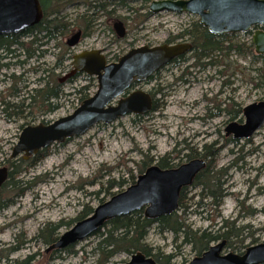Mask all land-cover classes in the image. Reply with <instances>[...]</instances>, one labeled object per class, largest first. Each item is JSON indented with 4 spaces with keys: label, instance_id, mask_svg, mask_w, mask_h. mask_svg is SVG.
<instances>
[{
    "label": "rangeland",
    "instance_id": "374dc122",
    "mask_svg": "<svg viewBox=\"0 0 264 264\" xmlns=\"http://www.w3.org/2000/svg\"><path fill=\"white\" fill-rule=\"evenodd\" d=\"M76 5L66 8L63 14L65 21L74 25V31L49 42L31 60L22 54L17 60L27 61L24 66L0 70V168L6 166L5 161L9 160L23 128L71 115L81 105L77 92L91 84L97 85V81L91 83L86 75L66 83L59 109L50 115L42 116L36 109H25L21 117L2 112V101L11 104L22 101V98L9 97L14 85L21 96L29 88L41 87L39 81L47 80L44 71L54 70L62 60V49L70 50L63 65L51 75L54 79L69 73L75 54L101 50L109 62H115L132 48L162 45L198 21L194 16L172 13L152 16L143 22L133 17L123 26L125 38L119 39L109 29L112 22L100 16L88 34L85 33L88 36L84 38L83 33L80 43L69 48L66 43L76 34L78 15L85 12V8ZM118 15L130 17L124 10H118ZM252 35L253 32L237 34L235 42L248 44ZM29 41L21 42L28 44ZM253 55L230 54L227 64L242 72L235 75H231V69L229 72H224V68L194 69L191 55H187V61L169 64L140 88L154 94L159 110L141 118L127 116L111 125H97L83 136L49 148V156L35 168L15 177L17 189L6 190L2 197L7 206L0 212V252L8 258L1 264L29 259V264H99V261L105 264L96 254V237L75 245L71 254L48 252V247L36 238L47 227H57L58 237L64 235L86 206L95 209L101 200H110L106 196L109 180L118 182L130 173L137 177L145 157L155 162L152 165L168 154L176 165L187 163L185 142L199 153L210 145L219 151L213 169L221 184L220 194L224 196L220 205L206 198L200 208L197 203L202 189L190 187L186 194L187 225L193 232H213L224 222L235 223L236 229L242 231L240 238L245 241L244 246H253L254 241V245L264 243V127L253 137L234 143H230L232 136L227 137L225 132L230 123L244 124L245 107L264 102V87H256L257 71L264 64ZM15 61L4 60L1 64L12 65ZM96 90L91 88V96ZM147 242L164 255L178 254L175 264H188L195 258L189 246L179 248L181 241L175 242L172 234H160L155 228L150 231ZM230 252L225 249L224 254ZM129 260L130 257L120 254L106 264H126Z\"/></svg>",
    "mask_w": 264,
    "mask_h": 264
},
{
    "label": "water",
    "instance_id": "95a60500",
    "mask_svg": "<svg viewBox=\"0 0 264 264\" xmlns=\"http://www.w3.org/2000/svg\"><path fill=\"white\" fill-rule=\"evenodd\" d=\"M151 16L163 13L197 17L201 26L212 35L248 34L253 31L255 54L264 56V0H160L148 6ZM43 19L39 0H0V37L20 36ZM123 23L116 22L114 31L119 39L126 35ZM79 31L68 41L75 48L81 40ZM190 43L142 46L130 50L116 63H108L100 50L84 51L73 56L71 70L59 80L61 85L78 75L95 78L97 90L69 116L50 124L40 123L23 128L9 160L28 162L40 151L63 145L88 133L97 125H111L127 116L145 117L152 113L154 99L133 85L145 84L170 63L188 55ZM244 124L230 123L226 136L234 141L247 140L264 127V102L244 108ZM201 159L177 168L161 169L156 164L140 175L136 183L94 209L93 214L77 222L49 251H63L93 236L110 220L144 210L149 219H159L177 212L184 188L193 185L205 169ZM9 177V168H0V191ZM226 242L212 245L189 264H264V243L248 247L242 255L224 254ZM126 264H158L142 253L134 254Z\"/></svg>",
    "mask_w": 264,
    "mask_h": 264
},
{
    "label": "trees",
    "instance_id": "16d2710c",
    "mask_svg": "<svg viewBox=\"0 0 264 264\" xmlns=\"http://www.w3.org/2000/svg\"><path fill=\"white\" fill-rule=\"evenodd\" d=\"M39 2L43 11V19L37 26L30 28L20 36L0 37V70L11 66H24L27 61L22 62L17 60L21 58L22 54L27 60H31L36 52L40 51L41 48L46 47L49 42L57 41L58 38H64L74 31V25L67 23L63 16L64 10L74 3L77 4L76 6L78 7L81 6L85 8V12L78 15V25L76 27L77 31L82 32V35L84 33V38L88 36H86L85 33L88 34L100 16L106 17L107 21L112 22V25L116 22H122L124 26H127L128 21L132 20L133 17L141 18L142 22L143 20L145 21L152 17L148 12L147 4L150 3L149 0H39ZM118 10L126 11L130 17L122 18L118 15ZM109 29L115 33L112 27H109ZM236 37L237 35H225L221 37L214 36L201 26L199 21H195L176 36H171L165 44L173 45L190 43L192 45V51L188 55H191L192 68L194 69L200 68L206 70V68H224V72H229L231 69V75H235L237 73L242 74V72L236 68H232L230 64H227L230 54L237 53L240 55L250 53L253 55L254 53V46L251 41L248 44L236 43ZM24 39L30 40L29 43H22L21 41ZM178 41H180V43H176ZM62 50L64 52L62 60L56 65L57 67H55L54 70L63 65L70 49L64 48ZM186 56L175 60L171 64L187 61ZM253 57L255 60H259L264 64V56H258L254 53ZM13 59L16 61L12 65L8 63L1 64L4 60ZM69 59L71 60V57H69ZM218 59H221V61H218ZM54 70L44 71L46 72L47 80L45 81L43 78L39 81V83H41L40 88H26L27 92H25L23 96H21V92L15 91L16 86L14 85L11 89L14 92L10 94L9 97L14 99L22 98V101L19 104H11L2 101V112L7 115H11L10 112H12L15 116L21 117L24 115L25 109L29 111L36 109L42 116L50 115L57 111L59 109L58 102L64 94L63 85L72 82L74 79L61 85L59 83L60 79L51 78V75H54ZM220 74L224 75L222 71ZM156 75L150 78L147 84L154 80ZM89 81L95 83L96 79L89 78ZM259 86L264 87V68L257 71L256 87ZM92 87L97 89L96 84H91V87H84L77 92L81 103L91 97L90 91ZM136 87H138V85L134 84L133 88ZM151 95L153 96L154 94L151 93ZM26 102H28L27 106H25ZM157 110H159V106L158 102L155 100L152 112H156ZM30 115L32 116V114ZM43 123L49 124V122ZM230 143H233V141L230 140ZM184 152H187L184 157L187 162L194 159H201L206 163L205 169L196 177L192 186L195 188L201 187L202 189L200 196L201 200L197 203V206L202 208L203 200L206 198L207 200H212L214 205H220L221 199H223L224 196L220 194L221 184L219 183V178L214 176L216 172L214 173L213 169L219 151L210 145L204 146L203 150L199 153L195 149L190 148L189 145H186L185 142ZM49 154L50 150L45 149L40 151L36 158L31 159L28 162H23L22 160L5 161V165L9 167L10 170L8 180L0 191V212L7 206L6 203L2 201V197L6 190L10 189L11 191H14L17 189V183L14 181L15 177H19L23 173L35 168L37 164L49 156ZM153 163H155L153 160L145 157L139 165L137 177L134 176L133 173H130L128 178H122L118 182L109 180L107 182L108 187L106 190V196L112 198L116 194L123 192L125 188L134 185L137 178L153 166ZM156 165L161 169H173L179 166L175 164V159H172L169 154L159 159L156 162ZM205 178L206 180L203 181ZM188 189L189 188H184L181 193L177 212L169 216L153 220L145 216L144 210H140L129 216L119 217L108 221L102 229L91 236L98 239L95 251L101 262L105 264L109 263L120 254L131 257L134 254L142 253L148 258L154 259L158 264H175L173 261L178 254L172 253L164 255L159 249L148 244L147 240L149 233L154 228L160 234H172L175 242L181 241L179 248L189 246L195 257L201 256L212 244L221 241L226 242L225 249H230L232 251L231 253L242 254V250H246L248 247L244 246L245 241L240 238L242 237V231L236 229L235 223L229 225L227 222H224L219 229L213 232H208L207 230L193 232L191 230L186 223L185 217L187 210L186 194ZM105 202V200H101L100 203L103 204ZM93 212V208L86 206L74 220V223L90 217ZM56 230L57 227H47L40 231L36 240L41 239L42 243L49 248L59 239V237L56 236ZM242 230L245 231L248 230V228H243ZM254 244L255 241L252 245ZM73 247L74 246L69 247L63 251H54L53 253L56 254L63 252L71 254ZM7 258V256H2V253L0 252V264L3 260H7ZM30 260L31 259L23 262H13L12 264H29ZM184 264H187V262Z\"/></svg>",
    "mask_w": 264,
    "mask_h": 264
},
{
    "label": "flooded vegetation",
    "instance_id": "af4514ba",
    "mask_svg": "<svg viewBox=\"0 0 264 264\" xmlns=\"http://www.w3.org/2000/svg\"><path fill=\"white\" fill-rule=\"evenodd\" d=\"M263 30H264V28H263ZM100 51H101V50H100ZM101 52H102V54L105 56V58H107V54H105L104 51H101ZM144 85H145V84H144ZM144 85H140V86H138V88L140 89V88L144 87ZM231 140L233 141V143L235 142L233 139H231ZM194 160H195V159H194ZM191 161H192V160H191ZM192 186H193V185H192ZM192 186H191V187H192ZM54 251H56V250H53V252H54ZM244 251H245V250H244ZM244 251H243V253H244ZM243 253H242V254H243Z\"/></svg>",
    "mask_w": 264,
    "mask_h": 264
},
{
    "label": "bare ground",
    "instance_id": "6f19581e",
    "mask_svg": "<svg viewBox=\"0 0 264 264\" xmlns=\"http://www.w3.org/2000/svg\"><path fill=\"white\" fill-rule=\"evenodd\" d=\"M114 24H115V23H113V25H112V28H113V29H114Z\"/></svg>",
    "mask_w": 264,
    "mask_h": 264
}]
</instances>
